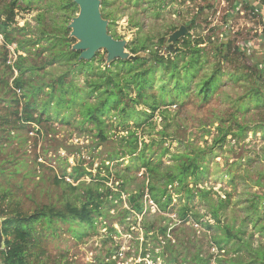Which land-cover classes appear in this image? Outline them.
Returning a JSON list of instances; mask_svg holds the SVG:
<instances>
[{
    "label": "rangeland",
    "instance_id": "1",
    "mask_svg": "<svg viewBox=\"0 0 264 264\" xmlns=\"http://www.w3.org/2000/svg\"><path fill=\"white\" fill-rule=\"evenodd\" d=\"M7 1L0 0L3 4ZM240 1L109 0L102 12L103 17L104 14L109 15L104 18L109 21L108 31L113 37L127 39V45L137 39L148 38L150 51L158 49L160 54L167 53L164 48L158 46L159 38L163 36L169 38L181 25L188 28L194 39L204 38L205 42L199 45L203 47L201 69L194 81L210 74L218 66L224 72L219 90L209 102H200L199 98L193 95L181 106H172L168 115L164 116L160 111L157 112L150 125L143 122L137 125L134 121H130L131 126H121L118 123L119 118L114 112H110L106 116L109 123L107 129L109 138L103 143L99 140L97 130L92 123L80 122L81 116L77 107L72 110L63 108L58 114L51 112L52 118L41 126V132L35 124L27 125L18 131L20 138L16 137L9 145L6 133L4 132L3 135L0 129V145L4 147V151L0 152V159L10 158L9 153H12L15 157L13 160H18L16 173L11 172L15 170V163L6 161L2 164L6 170L0 173V185L1 188L9 190L7 199L3 202L4 207L17 208L21 212L30 213L47 203L63 205L68 188L64 184H57L55 178L64 177L73 185L78 184L68 175L78 164L92 172V175L82 176L80 181H87L93 185L100 183L105 186H101L103 191H106L105 188H110L117 193L122 187L126 189L121 194V200L118 198L113 200L109 197L103 205L102 214L97 216L95 227L85 225L82 228L84 236L81 238L75 237L69 230V223L63 221H58L55 225L57 229L41 231V247L45 250L41 260L45 264H110L112 262L166 264L160 256L164 241L159 236L154 237L152 233L147 237L144 223L155 227L165 224L175 226L174 228H178L175 232L178 238L186 239L190 236L196 244L202 245L204 255L218 254V250L211 242V235L220 232L219 230H209L193 220L175 224L176 210L185 201L180 199L184 192L181 195H174L173 214L159 211L148 199V195L144 198V215L126 212L129 209L128 194L141 190L148 183L144 169H139L138 165L135 166L131 159L126 157L119 160L120 163L106 162L109 164L108 174V170L101 162L109 152L118 148L120 137L126 135L130 128L136 130L140 139H144L147 143L151 140L157 141L152 157L161 159L164 165L175 162L172 158L173 154L188 151L190 147L186 146L188 142L208 149L213 145V151L203 160L206 165L205 172L198 186L210 190L211 196L215 199L219 196L229 198V205L222 216L223 223L230 224L233 232L241 229L239 235L243 238V241L231 239L227 246L229 254L225 255L236 256L232 253V249L241 243V249L236 253L241 260L246 264H264V261L262 262L243 244L249 241L251 249L264 248V232L261 228L264 224V106H255L254 102L243 98L242 101L246 102L245 108L237 110L240 97L251 88V83L245 79L235 81L228 74L236 71L246 74L250 71V66L264 60L261 50L264 43V17L254 14L249 7H246L247 5L240 4ZM18 3L20 7L15 9L16 17L12 24L15 34H18L15 28L18 26L35 30L38 25L37 16L41 13L45 14L48 25L52 23L53 17H61L59 7L61 0H19ZM260 3L264 4L262 1ZM102 8L103 6L101 11ZM187 25L193 27L189 29ZM226 36H230V39H233L241 49L244 45L247 48L242 53L232 50L229 58L220 62L221 57L216 55L215 47ZM74 39L73 45L79 41L75 37ZM3 44V36L0 34V76L5 67L3 53L6 50H8L7 64L14 63L18 55L23 54L16 52V44L7 46V49ZM45 55L46 53H43L35 58L40 61ZM107 56L106 49L98 50L92 58H95L94 65H100L102 68L110 65ZM180 63L183 65L184 61ZM39 72L37 79L51 82L66 73V63L55 62L40 68ZM14 73L17 75V71ZM160 76L166 78L164 73L158 70L157 82L162 79ZM71 79H74L79 86H83L86 76L79 72L69 73L66 80ZM47 90L48 88H45V91ZM262 90L264 91V87ZM12 95L6 97L11 99ZM43 96L41 94L40 97ZM4 104L1 102V108L7 107L3 106ZM233 114L237 123L245 125L244 133L241 135L230 133L224 142L214 145V138L218 133L217 126L222 120L225 125H232V130H238L237 123L233 121ZM65 116H68L67 121ZM1 122L2 120L0 126L3 124ZM165 122L169 126L166 128V134L163 135L161 130ZM111 125L113 127H110ZM15 132H12V135H15ZM165 147L169 151L163 153ZM124 175H127L130 181L121 186L122 178L119 177ZM190 186H193V183ZM252 202L257 203L256 209L251 207ZM190 205L194 210L205 215L202 218L203 222L209 220L211 224L215 223L208 211V203L200 196H194ZM164 215L168 218H164ZM169 237L173 242H179L173 233ZM34 251L37 253L36 251L39 250ZM143 254L146 257L143 258ZM155 257L156 260L152 259ZM214 259L212 258L211 264H217Z\"/></svg>",
    "mask_w": 264,
    "mask_h": 264
},
{
    "label": "trees",
    "instance_id": "2",
    "mask_svg": "<svg viewBox=\"0 0 264 264\" xmlns=\"http://www.w3.org/2000/svg\"><path fill=\"white\" fill-rule=\"evenodd\" d=\"M260 1L262 0H241L240 4L247 5L246 7H249L254 14L263 15L261 12H264V4L261 5ZM18 2L19 0H8L4 4L0 2V6L2 5L0 7V34L4 40L3 47L7 49V46L16 44V52H23L12 64H7L8 50L3 53L5 67L0 76V104L4 102L3 106L7 107L1 108L0 106V120H2L1 124L3 123L0 129L3 135L4 132L6 133L8 145L16 137L20 138L18 131L27 125L35 124L41 132V126L52 118L51 112L58 114L63 108L72 110L75 107L78 108L81 116L80 122L92 123L97 130L99 140L103 143L109 138L107 131L109 123L106 116L110 112H114L119 118L118 123L121 126H131L130 121H134L137 125L142 122L150 125L157 112L160 111L164 116L168 115L172 106H181L187 98L193 95L198 97L200 102L207 103L219 90L224 74L220 66L210 74L200 77L198 81H194L202 64L203 47L199 45L205 42V39L202 37L194 39L189 31L176 44H168L165 36L159 38L158 46L165 49L166 55L160 54L158 49L150 51V40L141 38L128 44L127 49L132 54L143 53V57L118 58L102 68L100 65H94L95 58L80 59L81 51L72 48L75 39L70 36L71 29L68 28V24L78 11L74 0H61L59 5L61 17H53L50 25L46 23L45 14L41 13L37 16L38 25L35 30L27 29L26 26H18L15 27L18 34H15L12 24L15 22V9L20 7ZM108 3L109 0H102V12ZM108 16L104 14L105 18ZM215 48L216 55L221 57V62L229 58L232 50L242 53L247 46L244 45L241 49L233 39H230V36H226ZM261 50L264 54V43ZM43 53H46L45 57L37 61L35 57H40ZM181 61H184L183 65H180ZM55 62L66 63V73L59 75L51 82L37 79L40 75V68ZM249 68L250 71L246 74L239 71L228 72L231 79L235 81L245 79L251 83V88L240 97L241 101L238 102L237 110L245 108L244 103L246 102L242 101L243 98L254 102L255 106H264V91L262 90L264 60L258 61ZM158 70L166 77L160 76L162 78L160 82H157ZM75 72L86 76L85 85L79 86L74 79L66 80L69 73ZM45 88L48 90L45 91ZM9 94H13L11 99L6 97ZM41 94L44 96L40 97ZM3 111L4 113H1ZM65 117L67 121L68 116ZM233 118L236 122L234 114ZM168 126L169 124L165 122L161 134H166ZM231 126L225 125L223 120L220 122L217 126L218 133L214 138V145L224 142L230 133L233 135L244 133L245 125L237 123V131L232 130ZM12 132H15V135H12ZM118 142V148L109 152L101 162L102 166L108 170V174L110 173L109 164L114 161L120 163L119 160L129 157L132 164L138 165L139 169H144L148 180L141 190L128 194L127 213L144 215V198L148 195V199L156 205L159 211L164 214H173L174 195H181L184 192L180 199L185 201L176 210L175 224L193 220L209 230L220 231L211 235V242L218 250V254L204 255L202 245L196 244L190 236L186 239L178 238L175 233L177 227L174 228L175 226L168 224L155 227L144 223L147 237L152 233L154 237L159 236L164 241L163 252L160 256L166 264H211L212 258H215L217 264H246L236 254L241 249V243L232 249V253L236 256L226 257L229 254L227 246L231 239L236 238L238 241H243L239 235L241 229L233 232V227L228 223H223L222 220L223 212L229 205V198L219 196L215 199L211 196L210 190L198 186L205 172L206 165L203 160L209 152L213 151V145L208 149L188 142L186 144L190 146L188 151L173 154L172 158L175 162L171 165H164L161 159L152 157L156 140L147 143L144 139H140L136 130L130 128ZM3 151V145H0V152ZM168 151L166 147L162 150L163 153ZM9 157L0 159V173L6 170L2 165L6 161L15 163V170L10 169L12 173L18 171V160H13L15 157L12 153H9ZM127 170H129L128 166ZM68 175L78 184L73 185L64 177L55 178L57 184H64L68 188L64 204H43L30 213L21 212L17 208L4 207L3 202L7 199L9 190L1 188L0 185V216L4 218L3 232L6 238L3 250L4 264H45L41 260V256L45 255V250L41 247V231L57 229L55 225L58 221H63L69 223V230L75 237L81 238L84 236L82 228L85 225L95 227L97 216L102 214L103 205L109 197L113 200L116 198L121 200V194L126 190L122 187L117 193L110 188H105L106 191H103L102 187L105 186L100 183L93 185L87 181H80L82 176L92 175V172L79 164L75 165ZM119 178H122L121 186L130 181L127 175ZM191 183L193 186H190ZM196 195L208 203V211L211 219L215 221L214 224H211L209 220L203 222L202 218L205 215L200 214L190 205V201ZM256 206L257 203L252 202L251 207L256 209ZM164 218L168 217L164 215ZM169 220H171L170 217ZM261 228L264 232V224ZM172 233L179 242H173V239L169 237ZM243 244L262 262L264 261V248L251 249L249 241ZM35 249L39 251L35 253ZM144 257H146L145 254H143ZM152 259L156 260V257ZM110 264H115V262Z\"/></svg>",
    "mask_w": 264,
    "mask_h": 264
},
{
    "label": "water",
    "instance_id": "3",
    "mask_svg": "<svg viewBox=\"0 0 264 264\" xmlns=\"http://www.w3.org/2000/svg\"><path fill=\"white\" fill-rule=\"evenodd\" d=\"M78 6V14L68 24L71 29L70 36L79 39L72 45L74 50L81 51L80 59L91 60L100 49H106L107 62L121 59H137L143 53L132 54L127 49V39H116L108 31V19L102 16V0H74ZM188 32L185 25H181L167 38L168 44H176ZM3 217L0 216V249L5 248V235L3 232Z\"/></svg>",
    "mask_w": 264,
    "mask_h": 264
},
{
    "label": "crops",
    "instance_id": "4",
    "mask_svg": "<svg viewBox=\"0 0 264 264\" xmlns=\"http://www.w3.org/2000/svg\"><path fill=\"white\" fill-rule=\"evenodd\" d=\"M243 1H245V0H243ZM261 13L263 14V17H264V12H261ZM4 249L5 248L0 249V264H4V252H3Z\"/></svg>",
    "mask_w": 264,
    "mask_h": 264
},
{
    "label": "built area",
    "instance_id": "5",
    "mask_svg": "<svg viewBox=\"0 0 264 264\" xmlns=\"http://www.w3.org/2000/svg\"><path fill=\"white\" fill-rule=\"evenodd\" d=\"M262 1H264V0H262Z\"/></svg>",
    "mask_w": 264,
    "mask_h": 264
}]
</instances>
